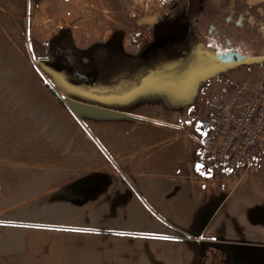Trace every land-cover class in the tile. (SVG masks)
<instances>
[{"label":"rangeland","instance_id":"rangeland-1","mask_svg":"<svg viewBox=\"0 0 264 264\" xmlns=\"http://www.w3.org/2000/svg\"><path fill=\"white\" fill-rule=\"evenodd\" d=\"M184 24L183 0H0V264H264V155L235 177L202 172L197 124L181 120L226 75L254 85L244 68L264 62L99 95L60 65L65 38L89 65L87 50L138 32L132 57H168ZM135 128L158 144L125 160Z\"/></svg>","mask_w":264,"mask_h":264},{"label":"flooded vegetation","instance_id":"flooded-vegetation-1","mask_svg":"<svg viewBox=\"0 0 264 264\" xmlns=\"http://www.w3.org/2000/svg\"><path fill=\"white\" fill-rule=\"evenodd\" d=\"M183 17L184 33L174 43L177 47L173 55H164L162 45L144 50L143 54L134 56L140 59L139 65L117 75V79H125L122 85H115L114 78L110 80L114 86L108 90H99L88 78L86 81L98 93L120 92L140 84L149 86L164 82L171 72L186 67L206 73L225 68L221 62L244 58L264 62V0H183ZM61 47L58 57L63 61L62 70L70 81L79 80L75 71H81V66L77 60L71 61L73 55L66 44ZM57 48L55 46V50Z\"/></svg>","mask_w":264,"mask_h":264},{"label":"built area","instance_id":"built-area-1","mask_svg":"<svg viewBox=\"0 0 264 264\" xmlns=\"http://www.w3.org/2000/svg\"><path fill=\"white\" fill-rule=\"evenodd\" d=\"M141 32L130 37L134 52L143 48ZM254 85L232 75L220 81L200 107L189 106L181 120L197 124L196 166L205 173L235 177L257 166L264 155V70L246 66ZM258 71V72H257Z\"/></svg>","mask_w":264,"mask_h":264},{"label":"trees","instance_id":"trees-1","mask_svg":"<svg viewBox=\"0 0 264 264\" xmlns=\"http://www.w3.org/2000/svg\"><path fill=\"white\" fill-rule=\"evenodd\" d=\"M64 42H66L65 44L67 45V50L71 51L73 55V57H71V61L77 60L81 66V71H75L76 75L79 76V80L74 81V84L78 83L77 85H79L77 88L74 87V89H78L79 91H82L84 85L81 80L86 81L87 78L89 82H94V85L102 91L108 90L114 86L111 84L112 82H116L117 84L115 85L117 86L122 85L121 83L124 82L125 79H117V75L125 69L127 70L128 68H131L132 70L134 65H139V58L127 56L121 49H115L107 45H102L85 52L86 56L92 61V64L85 66L81 64V61L79 60L81 57L80 52H78V50L73 46L71 40L69 38H65ZM141 74H143V71H141ZM141 74L139 72V76ZM114 78L116 80H113ZM110 80L113 81L110 82ZM94 94H96V92H94ZM97 95H99L98 92Z\"/></svg>","mask_w":264,"mask_h":264},{"label":"crops","instance_id":"crops-1","mask_svg":"<svg viewBox=\"0 0 264 264\" xmlns=\"http://www.w3.org/2000/svg\"><path fill=\"white\" fill-rule=\"evenodd\" d=\"M114 44L115 43L109 44V46H112V47H115V48H119V49H121L124 52V54H126L127 56H131L132 57L131 53L129 52L130 50H128V47L130 48V46H126L125 43L120 45V46H115ZM128 44H129V42H128ZM105 45H107V44H105ZM87 49L88 48H86L84 50H87ZM135 130L136 131H134V132L130 131V135L132 137L131 140H129L126 143H123V145L125 147H129V149L124 148L125 153L130 155L129 157H126L125 160H131V161L140 160V158L142 157V154H143L142 153L143 150L140 148V146H142V145L155 146V145L158 144L156 138L151 137V138H154V139H149V137L145 133L144 134L146 136L144 135V137H143V134L139 130H137V128H135ZM161 144H163V143H161ZM120 145H122V143L119 144L118 146H120ZM173 150H174V147L167 146V148L165 149V154H170V153L172 154ZM163 151H164L163 148H162L161 151L160 150L159 151L155 150V153H153V154L156 155V154L160 153L161 155H163L164 154ZM147 152H149V151H147ZM146 171L149 172L148 169ZM146 171H145V169L131 168L128 172H126V171L124 172V176L125 177H128V176H130V177H138V176H140L141 177V176L144 175V173ZM159 173H161L159 176H169V175H173L174 171L172 169H161ZM146 175L147 176H151V177L152 176H157L155 174L151 175V174H148V173ZM157 181L159 182V180H157ZM157 181H151L149 183L154 184ZM160 182H164V181L160 180ZM141 198L143 200H146V201L148 200V196L146 197V195H144L143 192L141 194ZM149 205L151 206V204H149ZM151 208H153V207H151ZM155 210H156V207H154V212L157 213Z\"/></svg>","mask_w":264,"mask_h":264},{"label":"water","instance_id":"water-1","mask_svg":"<svg viewBox=\"0 0 264 264\" xmlns=\"http://www.w3.org/2000/svg\"><path fill=\"white\" fill-rule=\"evenodd\" d=\"M49 48H54V47L52 44H49ZM221 63L225 66V68H234L239 65H246V64L258 65L259 63H261V60L252 59V58H244V59L235 60L234 62H230V63H225V62H221ZM246 66H249V65H246Z\"/></svg>","mask_w":264,"mask_h":264},{"label":"snow or ice","instance_id":"snow-or-ice-1","mask_svg":"<svg viewBox=\"0 0 264 264\" xmlns=\"http://www.w3.org/2000/svg\"><path fill=\"white\" fill-rule=\"evenodd\" d=\"M77 231H79V230H77Z\"/></svg>","mask_w":264,"mask_h":264}]
</instances>
